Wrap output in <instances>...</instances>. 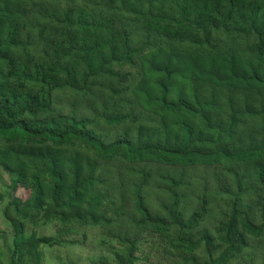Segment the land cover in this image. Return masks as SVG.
I'll return each instance as SVG.
<instances>
[{
    "label": "trees",
    "instance_id": "obj_1",
    "mask_svg": "<svg viewBox=\"0 0 264 264\" xmlns=\"http://www.w3.org/2000/svg\"><path fill=\"white\" fill-rule=\"evenodd\" d=\"M0 169L6 264H264V0H0Z\"/></svg>",
    "mask_w": 264,
    "mask_h": 264
},
{
    "label": "rangeland",
    "instance_id": "obj_2",
    "mask_svg": "<svg viewBox=\"0 0 264 264\" xmlns=\"http://www.w3.org/2000/svg\"><path fill=\"white\" fill-rule=\"evenodd\" d=\"M8 175L0 169V192L5 195L4 201L9 199V194L5 193V185L9 182ZM23 189L19 188L16 195H20ZM0 202V261L6 264L8 250L12 245V227L5 221L2 216V207L5 202ZM37 234H53L55 227L53 224L39 226L34 228ZM31 228L27 227V232ZM70 238H74L78 242L75 244H66L63 246L42 245V264H103L102 260L112 262L111 255L107 254L105 246L101 244L99 233L96 229H81L77 234H73ZM156 239H152L151 242ZM152 245L141 246L139 251L140 260L136 264H163L160 260L159 250ZM154 246H157V242ZM145 255V256H144ZM104 262V263H105Z\"/></svg>",
    "mask_w": 264,
    "mask_h": 264
}]
</instances>
